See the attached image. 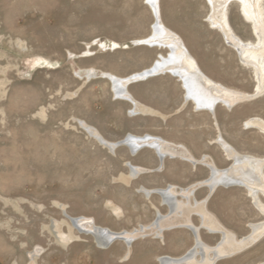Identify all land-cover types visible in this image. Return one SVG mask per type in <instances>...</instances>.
Returning a JSON list of instances; mask_svg holds the SVG:
<instances>
[{
    "label": "rangeland",
    "instance_id": "1",
    "mask_svg": "<svg viewBox=\"0 0 264 264\" xmlns=\"http://www.w3.org/2000/svg\"><path fill=\"white\" fill-rule=\"evenodd\" d=\"M209 11L206 0H161L164 24L214 58L212 73L219 82L252 93V71L218 30L208 32ZM229 16L238 36L254 40L238 3L230 5ZM153 23L145 0H0V264H158L159 257H180L194 245L190 231L176 229L165 232L164 241L138 239L125 257L124 243L101 247L71 226L66 215L93 218L113 231L149 225L158 210L167 214L169 208L161 196H147L142 187L185 188L209 176L207 167L179 158H167L160 169L149 148L134 156L125 145L111 152L82 121L110 142L131 132L180 134L195 157L209 155L219 168L231 163L214 142L219 134L240 153L264 157V134L244 126L250 117L264 119V94L231 110L217 107V127L208 112L204 119L195 117L192 102L181 107L184 91L166 75L139 96L165 113L179 107L185 127L177 124V116L168 121L128 117L131 104L115 97L105 74L126 77L168 54L167 49L137 45L152 33ZM208 138L211 144L204 143ZM129 162L147 171L131 178ZM207 194L203 187L195 198ZM207 207L228 226H237L238 237L249 233V223L264 218L239 187L221 192ZM192 221L200 224L198 216ZM202 236L211 245L219 241V235L204 229ZM235 256L217 264L263 263L264 238Z\"/></svg>",
    "mask_w": 264,
    "mask_h": 264
},
{
    "label": "bare ground",
    "instance_id": "2",
    "mask_svg": "<svg viewBox=\"0 0 264 264\" xmlns=\"http://www.w3.org/2000/svg\"><path fill=\"white\" fill-rule=\"evenodd\" d=\"M145 1L153 12L154 23L152 33L146 38L137 40V42L150 45L157 44V48L167 49L168 54H160L151 67L127 77L105 74L113 85L115 97L132 103L134 105V110L131 108L133 112L138 111L140 106L132 97L128 85L134 80L145 79L160 73L177 74L176 78L181 80L180 82L185 88L186 103L192 102L195 108L210 113L217 127V107L221 106L231 110L240 103L254 100L264 94V0H206L210 8L206 21L213 29L218 30L223 35L225 43L235 50L241 64L253 73L255 87L252 93L226 86L205 75L182 38L164 24L161 0ZM234 2L238 3L241 15L251 25L254 40L242 39L233 29L229 12L230 5ZM102 45L107 46L106 43H102ZM111 46L115 49L119 48V44L116 42H113ZM81 125L94 139L106 146L111 152H115L118 148L116 147L118 142L107 141L94 127L83 121ZM244 126L257 129L264 134V119L261 117L248 118L244 122ZM126 139H128L129 145L125 146L130 149L133 156L143 148L154 150L160 161L158 167L160 169H165L163 167L167 158H179L191 163L194 167L197 165L207 167L209 176L185 188L169 185L166 188L150 190L142 187V191L147 196L151 194L161 196L169 208L167 214L158 210L155 219L149 225H141L133 230L113 231L97 225L93 218H75L66 215L73 228L82 234L93 236L101 247L107 248V244L110 242H112L111 244L117 241L124 243L128 249L125 257L130 255L132 245L140 238L155 236L164 241L167 231L169 232L174 228L189 230L194 238L192 248L180 257L163 255L158 258V264H217L221 260L246 251L264 238V218L249 223V233L237 237L206 208L208 199L218 188L239 187L247 191L253 205L264 217V157L240 153L226 142L221 134L214 142L222 148L225 157L231 161L226 168L217 167L209 155L197 158L186 146L171 143L157 136L129 134L121 141ZM128 166L131 171V178L147 171V169L137 167L130 162ZM199 187L208 188V195L201 201L195 198V192ZM116 208L114 207L113 210L117 215ZM192 215L200 217L201 223L199 225L194 224ZM72 220L75 221L76 226L73 225ZM201 228L206 229L211 234L219 235V241L215 245L207 244L201 237ZM62 233L58 229L59 238L63 240L64 233ZM67 238L65 240L68 241ZM260 264H264V262Z\"/></svg>",
    "mask_w": 264,
    "mask_h": 264
},
{
    "label": "crops",
    "instance_id": "3",
    "mask_svg": "<svg viewBox=\"0 0 264 264\" xmlns=\"http://www.w3.org/2000/svg\"><path fill=\"white\" fill-rule=\"evenodd\" d=\"M243 17V16H242ZM245 20V19H244ZM206 21V20H205ZM207 22V21H206ZM246 22V21H245ZM248 23V22H247ZM173 30V29H171ZM174 32H176L181 38L182 40L184 41L185 45L187 46L189 52L191 53V55L195 58L196 62H198V66L200 67V69L203 71V73L205 75H207L209 78L215 80V81H220L218 76L214 75L212 72L214 71V69L211 67V63L213 62L212 60L214 59L213 57H211L209 54L205 55V54H202V52H199L197 51L195 48H194V45L191 44V42L189 43L188 41L186 42V36L180 32H178L177 30H173ZM217 30L215 29H212V27H209L208 28V32H215ZM219 32V31H218ZM220 33V32H219ZM223 36V35H222ZM147 45L151 48L153 47H157V45H150V44H142V43H137V45ZM211 62V63H210ZM147 69V68H146ZM145 70V69H144ZM143 71V70H142ZM136 73V72H135ZM132 75V74H130ZM128 75V76H130ZM166 75H170L174 80L175 84L177 86H180V88L184 91V100H183V103L181 105V107L183 108L186 103V97H185V88L184 86L181 84V80L176 78V75H173V74H167V73H160V74H156V75H153V76H150V77H147L145 79H141V80H134L132 81L129 85H128V88H129V91L132 95V97L135 99V101L138 103V105L140 106V109L136 112H133L132 109L134 108V105L128 101L129 104H131V108L129 113H128V117L129 118H139V119H157V118H160L161 120L163 121H168V120H171L174 118V116H177L181 114V112H179V107L177 108V110H175L174 113H165V112H162L159 108H157L156 106H154L153 104H151L150 102H146L144 101L140 96L139 94L144 90V89H149L152 87V83L153 82H156L158 81L159 79H162L163 77H165ZM127 77V76H126ZM222 83V82H220ZM179 84V85H178ZM223 84V83H222ZM226 85V84H224ZM228 86V85H226ZM125 101V100H123ZM180 107V108H181ZM197 109V108H196ZM134 110V109H133ZM207 111H204V110H200V109H197V111H194V115L195 117L197 118H201V119H204V117L206 116V113ZM180 117H178L177 119V124L182 126V127H185V123L182 122L181 118L179 120ZM216 120L218 122V118H217V114H216ZM207 121L208 123L206 124L207 126V129L210 130V118L207 117ZM200 129V127H199ZM201 129L204 130L205 129V125L202 124L201 126ZM129 134H133V135H137V136H143V135H152V136H157V137H160L166 141H169L171 143H174V144H182L186 147H190V145L182 138H180V134L178 135V137H170L164 133H158V132H146L145 134H142L140 135V133H136V132H131ZM128 134V135H129ZM210 138H208V140L204 143L206 144H211L210 143ZM122 146V145H121ZM158 156V155H157ZM184 161V160H183ZM218 167V166H217ZM203 188V187H201ZM232 188H238V187H229V188H224V191H221L219 190V188L211 195V197L208 199V202H207V206H208V203L214 199L216 196H219L221 192H230L232 191ZM200 189V187H199ZM197 189L196 192H195V195L197 193V191L199 190ZM208 195V194H207ZM206 195V196H207ZM205 196V197H206ZM204 197V198H205ZM203 198V199H204ZM202 199V200H203ZM201 201V200H200ZM206 206L207 210H208V207ZM210 212V210H208ZM212 211V210H211ZM215 218H217L218 221H220V223L226 227L228 230L232 231L233 233L236 234V236L238 237V228L237 226H234L233 228L228 226L227 224H225L218 216V214H216L215 212H210ZM194 215L191 216V218L193 217ZM197 216V215H195ZM199 217V216H198ZM200 218V217H199ZM200 223H201V219H200ZM176 229H184V228H174L173 230H176ZM187 230V229H186ZM202 228H201V237L203 239V236H202ZM206 230V229H204ZM172 231V230H170ZM189 231V230H188ZM207 231V230H206ZM168 232V231H167ZM208 232V231H207ZM210 235H215V234H211L210 232H208ZM217 235V234H216ZM204 240V239H203ZM205 241V240H204ZM206 242V241H205ZM207 243V242H206ZM209 244V243H207ZM211 245V244H209Z\"/></svg>",
    "mask_w": 264,
    "mask_h": 264
},
{
    "label": "water",
    "instance_id": "4",
    "mask_svg": "<svg viewBox=\"0 0 264 264\" xmlns=\"http://www.w3.org/2000/svg\"><path fill=\"white\" fill-rule=\"evenodd\" d=\"M153 45H157V44H153ZM174 75H175V74H174ZM176 76H177V74H176ZM121 145H129V144H128V139H126L125 141H120V142H118V143L116 144V147H119V146H121ZM72 223H73V225L76 226L75 221L72 220ZM118 239H121V238H118ZM111 243H112V242H110L109 244H107V247L110 246Z\"/></svg>",
    "mask_w": 264,
    "mask_h": 264
}]
</instances>
